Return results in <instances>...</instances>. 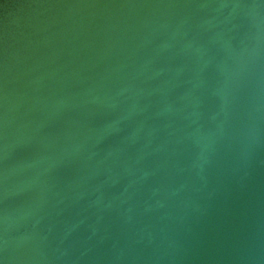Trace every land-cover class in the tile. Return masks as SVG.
Segmentation results:
<instances>
[{"label":"water","instance_id":"1","mask_svg":"<svg viewBox=\"0 0 264 264\" xmlns=\"http://www.w3.org/2000/svg\"><path fill=\"white\" fill-rule=\"evenodd\" d=\"M0 264H264V0H0Z\"/></svg>","mask_w":264,"mask_h":264}]
</instances>
